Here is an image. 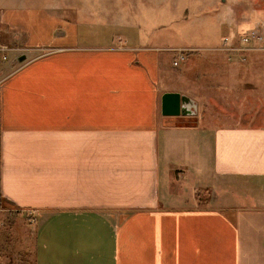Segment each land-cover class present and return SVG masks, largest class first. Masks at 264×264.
Returning a JSON list of instances; mask_svg holds the SVG:
<instances>
[{
	"label": "crops",
	"instance_id": "0c3cea01",
	"mask_svg": "<svg viewBox=\"0 0 264 264\" xmlns=\"http://www.w3.org/2000/svg\"><path fill=\"white\" fill-rule=\"evenodd\" d=\"M51 13L0 0V211L33 264H264V53L198 48L169 87L158 51L53 49ZM212 90L236 123L205 117ZM169 91L195 113L162 115Z\"/></svg>",
	"mask_w": 264,
	"mask_h": 264
},
{
	"label": "rangeland",
	"instance_id": "374dc122",
	"mask_svg": "<svg viewBox=\"0 0 264 264\" xmlns=\"http://www.w3.org/2000/svg\"><path fill=\"white\" fill-rule=\"evenodd\" d=\"M6 2H20L25 6H32L33 9L47 7L49 14L52 11L51 14L58 19L52 24L56 39L54 41L58 42L54 43L53 49L68 46L60 42L73 43L76 38L79 47H88L86 51L89 52L106 48L158 51L160 59L166 63L165 69L168 71L166 78L169 82H166L165 86L169 87L181 85L186 89L190 88L189 82L186 83L184 78L179 80L180 84H173L172 70L180 68L181 56L188 60L193 52L201 53L198 48L202 47L206 57H210L216 54V51L210 50L214 45L228 41L232 49L230 57L247 58L250 56L249 53L257 50L264 53V49L245 47L240 43V34L247 28L255 26L264 28V0H6ZM68 28H72V36L60 40L61 37H66L63 30ZM175 61H179L178 64H175ZM200 83L202 84V80ZM218 91H207L209 94L206 93L205 117L209 119L221 114L223 120L222 117L218 118L221 120L220 123L225 125L236 123L237 118H234L236 109L228 107V112H221L219 109L221 94ZM202 92L205 90L202 89ZM239 99L238 101H241ZM233 110L236 113H233ZM244 116L240 122L238 121L239 125L257 123L250 114ZM241 117L242 114L238 112V119ZM216 122L219 123L217 120ZM229 186L236 185L233 183ZM260 188L264 189V186ZM242 192L249 201L250 191ZM197 194L201 201L207 197L205 191L199 190ZM7 214V211H0V263L33 264V239L31 229L27 225L28 220L20 216L15 217L10 226ZM11 242L14 248L10 246ZM18 252L25 253L24 259L20 258L21 254Z\"/></svg>",
	"mask_w": 264,
	"mask_h": 264
},
{
	"label": "water",
	"instance_id": "95a60500",
	"mask_svg": "<svg viewBox=\"0 0 264 264\" xmlns=\"http://www.w3.org/2000/svg\"><path fill=\"white\" fill-rule=\"evenodd\" d=\"M24 56L19 57V60ZM161 113L165 116L192 115L196 110V103L179 92H164L161 95Z\"/></svg>",
	"mask_w": 264,
	"mask_h": 264
},
{
	"label": "built area",
	"instance_id": "2783aa9c",
	"mask_svg": "<svg viewBox=\"0 0 264 264\" xmlns=\"http://www.w3.org/2000/svg\"><path fill=\"white\" fill-rule=\"evenodd\" d=\"M227 43L228 49H231V45ZM240 43L242 46H252L257 47V49H264V28L259 27H252L247 28L243 33L240 34ZM0 50H7L6 47L0 42ZM3 58L5 59L6 56L3 55ZM30 222L32 223L33 219L32 216H29L28 218Z\"/></svg>",
	"mask_w": 264,
	"mask_h": 264
},
{
	"label": "trees",
	"instance_id": "16d2710c",
	"mask_svg": "<svg viewBox=\"0 0 264 264\" xmlns=\"http://www.w3.org/2000/svg\"><path fill=\"white\" fill-rule=\"evenodd\" d=\"M2 205V199H1V197H0V206Z\"/></svg>",
	"mask_w": 264,
	"mask_h": 264
}]
</instances>
